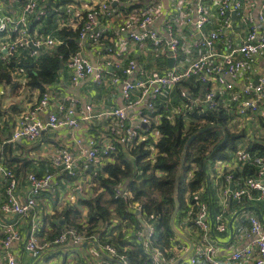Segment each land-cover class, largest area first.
I'll use <instances>...</instances> for the list:
<instances>
[{"label": "crops", "instance_id": "obj_1", "mask_svg": "<svg viewBox=\"0 0 264 264\" xmlns=\"http://www.w3.org/2000/svg\"><path fill=\"white\" fill-rule=\"evenodd\" d=\"M26 1L0 0V17L9 15L11 19L16 20L20 17ZM105 1L107 0H46L45 7L48 6V15L51 16V23L47 24V18L42 25L43 27L41 25H33L34 34H39V31L45 30V28H48L49 33L53 35L63 27L80 31L86 13ZM243 2L245 5L244 10L231 12L233 20L232 30L224 31L221 40L215 43L214 49L218 52L215 60L219 59V55L236 49L243 42L250 26L246 9L252 12L256 23L259 25V34L264 32L262 21L259 20L260 14L264 12V0H243ZM197 3L198 0H119V2H112L113 15L107 18L105 15L100 14V27L103 29L102 42H94L88 37L82 39L79 35L78 49L82 50L95 65L107 60L119 59L122 60L123 64H126L129 60H135L138 68L127 76V80L145 78V74L152 71H166L172 68L182 70L196 57L209 51L206 46L202 45V40L210 32L217 29L218 21L220 20L218 10L221 0H209L207 8L210 20L202 30L195 31L193 21L197 18ZM151 7L161 12V15L154 23V27L159 34L166 36L168 29L172 28L181 38L180 48L172 68L168 63V57L164 54L163 44L155 46L152 41H136L129 31L120 30V26L123 23L131 21L130 32H139V20ZM12 25V22H10L8 30ZM53 35L48 34V36L56 40V44L35 46L38 55L39 53H51L59 45L66 43L65 40L59 39V36L55 38ZM13 36L14 34L11 31H5L4 35L0 36V59L7 55V50L4 46L11 41ZM235 57L240 59L242 55L237 53ZM255 61V64L246 67L238 77L230 79L235 84L236 92L244 94V89L248 85L257 83L259 77L264 75V51L257 55ZM19 67L22 66L18 65L17 68ZM117 72L124 78L121 70ZM192 77L194 76L185 80ZM112 78V74H109L107 81L103 84L94 83L90 77L75 83L72 81V71L67 61V64L61 67L57 80L48 86L45 93L49 94V103L40 111L38 116L47 121L50 114L56 113L62 118H76L79 121V125L76 127L65 125L56 129H46L40 138L37 139V142L23 141L15 144H12L14 142L9 141L11 138H8L19 125L22 116L37 106L42 96L36 89L25 88V74H14L13 81L18 82L15 86L8 83H0V140L11 144L10 155L17 157V160L9 162L18 179L17 195L21 202L25 201L30 195V187L27 181V174L30 172H35L38 175L52 173L54 176L53 185L55 186V189L44 190L45 192L42 191L37 195V205L29 214L11 216L4 214L0 210V264H6L4 256L7 252H11L20 264H107L105 261L108 258L99 251L95 244L90 243L87 248L83 247V243L86 240L81 245L69 242L64 245L52 246L44 250L37 258L27 251L25 244L33 232L40 239H55L53 223H56L57 220L54 217L61 214L70 205L80 207L82 209L80 221H86L87 208L78 202L81 198L93 196L91 194L93 190L91 186L94 184L89 182L91 176L89 172L92 171V168L82 170L87 162V157L81 153L77 144L78 139L81 138L87 142L89 138H96L103 142L105 138H111L112 134L119 133L122 135L119 144L126 146L129 143L126 141L124 133L119 130L116 118L111 114L116 108L127 106V101L123 99L121 93L122 85L118 82L115 83ZM196 86L197 95L199 96L205 90L206 85L197 79V83L193 84V89ZM216 86L219 94L225 95L227 98L231 95L232 92L230 90L219 84H216ZM18 88L19 92L14 91ZM172 88L164 89L157 98L160 107H157V104L155 105V112L161 111L162 107H165V110H169L170 115L167 111L168 117L171 119L174 118V115H177L173 105H171V100L174 103L175 98V92ZM133 95L138 104L128 108L127 115L132 122H137L142 113L149 111L148 102L150 95H143L142 90L134 91ZM226 102L228 107L225 109L230 115L229 129L232 127V132L243 135L238 145V150L245 149L253 143L264 144V103H260L257 111L251 112L249 110L247 115L242 116L239 113V105L235 101L227 100ZM168 103H170V106H168ZM88 107L90 108L88 109ZM70 111L73 113L70 114ZM148 116L150 117V115ZM161 116V113L154 115L151 120L149 119V125L152 123L154 125L159 124ZM151 135L154 136V139L160 137V133L155 126L151 130ZM146 136V134L144 136L140 133L139 139H144ZM63 146L71 148L77 160L76 166L80 169L79 174L84 172L86 175L70 180L63 174L64 172H60L59 167L53 164L54 155ZM211 167V180L216 187L214 193L216 207L214 209L223 213V219L228 225L226 231L219 232L217 223L213 224L214 256L223 264H234L236 262L233 260L234 252L243 250L252 242V237L247 233L249 215L255 214L264 225V198L251 202L245 208L243 206L236 207L228 213L229 201L230 199L232 200L231 192L237 187V183L231 182L225 186L223 176L230 170L237 168L238 164L233 162V165H231L230 162L218 161ZM252 173L250 175L257 176L256 170L254 174ZM79 179L83 183L85 191H82L80 186L75 187ZM7 184V177L0 173V204L6 199ZM227 189H229L228 192L226 191ZM84 192H87V195ZM187 201L189 202L188 196ZM184 228L185 231L180 229L195 243L193 236H189L188 225L184 226ZM10 229L18 231L20 237L12 241L10 246L6 248L3 241ZM185 243L188 248L187 241ZM99 245L108 253L102 244ZM185 251L174 261L182 256ZM110 256L115 258V260H110L113 264H124L117 257ZM147 258L151 261L157 259L158 264H171L163 258H156L154 246L152 245L148 246ZM187 259L183 260V264H188ZM239 262L241 264H254L251 256L244 257ZM197 264L210 263L207 260H200Z\"/></svg>", "mask_w": 264, "mask_h": 264}, {"label": "built area", "instance_id": "obj_2", "mask_svg": "<svg viewBox=\"0 0 264 264\" xmlns=\"http://www.w3.org/2000/svg\"><path fill=\"white\" fill-rule=\"evenodd\" d=\"M45 1L46 0H27L20 17L16 20L11 19L9 15L0 17V32L11 31L15 34V36L11 38V41L4 46L7 50V57L14 56L20 49H24L29 45L40 46L43 44H56V40L50 36L29 33L31 20H40L46 16ZM208 1L209 0H198L196 6L197 18L193 21L195 31L202 30L210 20L207 8ZM112 2H119V0H107L100 3L97 7H93V9L86 13L79 31L80 38L83 39L88 37L94 42H102L103 29L100 27V14L110 18L113 15V8L111 9ZM244 9L245 5L243 0H221L218 10V16L220 17L218 27L202 40V45L206 46L209 51L196 57L182 70L172 68L166 71H152L145 74V78L127 80V76L131 75L138 68V64L135 60H129L126 64H123L122 60L119 59L107 60L95 65L82 50H79L73 53L68 59V66L72 71V81L77 83L86 77H90L94 83L103 84L107 81L108 75L112 74V80L122 85L121 93L123 99L127 101V106L116 108L111 114L116 118L119 130H121V133H124L126 141L129 143L136 137H139L138 130L142 127L145 128L150 123L146 111L144 113L141 112L142 115L137 122H132L129 119L127 109L138 104L133 95L134 91L142 90L143 95L149 94L148 109L150 112H155V101L159 94L164 89L176 86L190 76H195L197 79L201 80L203 84L206 85V88L199 96L197 94H192L189 90H183L181 95L185 100L181 106L174 109L175 114L185 115L188 111L200 105H202L200 106L202 109H206L207 107L209 109H217L219 107L227 108V100H233L239 105V113L242 116L247 115L249 110L255 112L258 110L260 103H264V75L259 77L257 83L248 85L244 89V94L236 92L235 84L230 80L231 78L238 77L246 67L255 64L257 55L264 51V32L259 34V25L256 23L251 11L245 10L250 26L243 42L236 49L219 55V59L215 60V56L218 55V52L214 49L215 43L221 40L224 31L232 30L233 28L231 12H239ZM160 15L161 12L159 10L151 7L139 20V32H130L131 21L123 23L120 26V30L129 31L130 35L136 41H152L155 46L163 44L162 47L164 48L165 56L168 58H175L180 48L181 38L172 28L168 29L166 36H161L159 34L154 27V23ZM259 20L262 21L264 28V12L260 14ZM10 22H12L13 25L8 30ZM237 53H240L242 58L237 59L235 57ZM29 55L35 57L38 53L32 51ZM119 70L122 71V76L124 78L118 74L117 71ZM16 73H24V69L19 67L15 74ZM216 84L230 90L232 92L231 95L227 98L225 95L219 94ZM48 103L49 94L44 93L40 103L29 113L22 116V120L19 121V125L14 130L10 141H35L40 138L43 131L46 129H56L65 125L75 127L79 125V121L76 118H62L56 113L50 114L47 121L41 119L38 114ZM89 108L90 107H88V109ZM72 113L73 112L70 111V114ZM98 143L96 138H89L87 142L81 138L77 140L81 153L87 157V162H96L102 157H108L117 152V147L112 137L105 138L101 148L97 147ZM234 157V164L252 162L256 165L257 176L248 177L238 182L237 187L231 192L232 198L243 202L245 200L263 199L264 157L253 156L243 149L237 150ZM76 163V157L69 146L59 148L53 157V164L59 168L61 167L70 175L77 174L78 168ZM230 164L233 165V163ZM86 167H88L87 164ZM0 173L4 174L8 179L6 190L7 199L0 206V210L4 214H9L11 216L16 214H29L37 205V195L44 190L55 189L53 185L54 176L52 173L43 174L41 177H38L35 173H28L27 181L30 187V195L25 201L21 202L16 193L18 179L14 170L5 167L0 160ZM226 179L227 184H230L232 176L229 174L226 176ZM226 191L228 192L229 189ZM195 199H197V197H195ZM136 206L140 209L139 204H136ZM189 206L190 210L186 219L194 223V228L192 230L194 232L195 247L187 259L188 264H197L200 260H207L210 264H223L214 256L215 244L214 234H212L213 223L209 206L206 202L202 201L198 203L197 201H189ZM248 220L249 229L247 233L252 237V242L243 250L234 252L233 260L236 261L234 264H241L239 261L249 256L253 259L254 264H264V225L255 214L249 215ZM216 223L219 232L227 230L228 225L224 221L222 214L217 216ZM154 231L155 227L152 223L144 222L143 229L139 231L138 240H143L145 243L152 242L150 239ZM85 235L84 232H80L74 227L63 229L60 234L52 240L40 239L36 233L33 232L30 234L25 247L33 257L37 258L44 250L52 246L64 245L69 242L81 245L85 240L89 239ZM19 237L18 231L10 229L3 241L4 246L8 248L11 242L19 239ZM172 244L173 245L166 250L154 247L155 257L158 259L163 258L168 263H172L187 249V245L182 239L175 240ZM104 249L110 255L118 257L124 264H132L126 260L125 254L117 253V250L112 245L106 244ZM4 257L6 259V264H20L11 252H7ZM142 264H158V260H147Z\"/></svg>", "mask_w": 264, "mask_h": 264}, {"label": "trees", "instance_id": "obj_3", "mask_svg": "<svg viewBox=\"0 0 264 264\" xmlns=\"http://www.w3.org/2000/svg\"><path fill=\"white\" fill-rule=\"evenodd\" d=\"M47 7H45V17L31 21L29 33L34 34L33 25L42 26L47 18V24L51 23ZM48 34L53 35L49 33L48 28L39 31V35L48 36ZM2 35L4 32H0V36ZM53 36L55 38L59 36V39L65 40L66 43L59 45L51 53H39L31 57L30 52L38 51L34 45H29L20 49L14 56L0 59V83L15 86L17 83L13 81V78L18 63L26 65L34 63L33 68L24 70L26 75L24 85L25 88L36 89L42 96L48 86L57 80L61 67L67 64L70 56L79 50L78 30L63 27ZM194 83H197L195 76L173 86L172 90L175 92L174 103L171 100L173 109L184 102L185 98L181 95L183 90H189L192 94L198 93L197 86L193 89ZM155 103L157 107H160L158 99ZM168 104L170 106V103ZM164 108L162 107L161 111L155 113L146 111L150 115V120L158 113L162 116L159 124L152 123L138 130L139 134L147 135L144 139L136 137L126 146H122L119 144L122 135L114 133L111 137L117 147V152L108 157H102L96 162L84 164L82 170L92 168L89 174L94 182L91 193L93 196L81 198L78 202L87 208V220L86 222L80 221L82 209L76 205H70L54 217L57 220L53 223L54 238L63 229L74 227L84 232L87 238L97 240L98 244L112 245L117 253L125 254L129 263L142 264L149 260L147 258L148 246L152 245L155 248L166 250L173 245V241L180 240L171 226V217L176 207V196L180 202L176 225L181 226L183 231H185L184 226L188 225L189 236H193V239L194 223L186 219L190 210L187 196L190 202H206L210 209L212 223L215 224L217 216L223 213L214 209L216 207L214 203L216 187L211 180V166L218 161L233 163L235 152L238 150L243 135L229 130L230 115L224 107L217 109L196 107L185 115H174L173 119L168 117L169 110ZM154 126L160 133V137L155 139L151 135ZM193 135L195 136L191 139ZM98 142L97 147L101 148L104 143L102 140ZM15 143L17 142L12 144ZM0 144V160L5 167L13 169L9 162L17 160V157L10 155L11 144L2 140ZM243 150L253 156L264 157V144L262 143H253ZM59 170L64 172L63 174L70 180L79 177L80 169H77L76 175L68 174L61 167ZM255 170L257 173L256 165L252 162L239 163L237 168L223 176L224 185L227 184L226 176L229 174L232 176L231 182L238 183L252 177L250 173L254 174ZM255 201L245 200L243 202L232 198L229 201L228 213L239 206L245 208ZM136 204H139L140 209ZM144 222H150L155 227L150 239L152 242L149 243L138 240L139 231L143 229ZM105 262L113 263L110 259H106ZM183 263L184 261L180 264Z\"/></svg>", "mask_w": 264, "mask_h": 264}, {"label": "water", "instance_id": "obj_4", "mask_svg": "<svg viewBox=\"0 0 264 264\" xmlns=\"http://www.w3.org/2000/svg\"><path fill=\"white\" fill-rule=\"evenodd\" d=\"M174 62H175V58L174 57H170L168 58V63L170 65V67L172 68L174 65ZM18 65L24 67V68H33L35 66L34 63H31L29 65H26V64H23L21 62L18 63ZM195 135H193L191 137L194 138ZM176 198V207L174 209V212L172 214V217H171V226L173 228V230L175 231L176 235L179 236L181 239L187 241L188 243V248L187 250L185 251V253L180 256L176 261L172 262L171 264H179L180 262H182L183 260H185L189 255L190 253L193 251L194 249V241L189 238L177 225H176V217H177V214L179 212V208H180V202H179V198L178 196L175 197ZM90 243H93L96 245V247L99 249L100 252H102L108 259L110 260H115L114 257L110 256L108 253H106L102 247L97 243L96 240L94 239H90V240H86L84 243H83V247L87 248V246L90 244Z\"/></svg>", "mask_w": 264, "mask_h": 264}, {"label": "rangeland", "instance_id": "obj_5", "mask_svg": "<svg viewBox=\"0 0 264 264\" xmlns=\"http://www.w3.org/2000/svg\"><path fill=\"white\" fill-rule=\"evenodd\" d=\"M16 83H18V82H16ZM14 91H18L19 92V88L18 89H15ZM230 131L232 130V127L229 129ZM84 175H86L84 172L83 173H81V174H79V177L78 178H81L82 176H84ZM89 182L90 183H94L93 182V179H92V176H90V179H89ZM78 186H80L82 189V191H85V189H84V185H83V183L80 181V179L78 180V183H77V185H75V187H78ZM93 187H94V185H92L91 186V188L93 189ZM89 188H90V186H89ZM86 195H87V192H84ZM85 194H83V195H85ZM85 218H86V220H87V215L85 216ZM86 222V221H85Z\"/></svg>", "mask_w": 264, "mask_h": 264}, {"label": "clouds", "instance_id": "obj_6", "mask_svg": "<svg viewBox=\"0 0 264 264\" xmlns=\"http://www.w3.org/2000/svg\"><path fill=\"white\" fill-rule=\"evenodd\" d=\"M34 46H35V45H34ZM35 48H36V47H35ZM6 57H7V55H4V58H3V59H5ZM22 68L24 69V67H22ZM17 69H18V68H17ZM17 69H16V70H17ZM16 70H15V72H16ZM24 70H25V69H24ZM14 74H15V73H14ZM16 74H17V73H16ZM21 74H25V71H24V73H21ZM178 237H179V236H178ZM179 238H180V237H179ZM180 239H181V238H180ZM182 240H183V239H182ZM183 241H184V240H183ZM194 247H195V245H194ZM186 250H187V249H186ZM191 253H192V252H191ZM191 253H190V254H191ZM188 257H189V256H188ZM188 257H187V258H188Z\"/></svg>", "mask_w": 264, "mask_h": 264}]
</instances>
